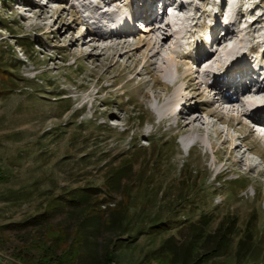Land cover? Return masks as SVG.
Masks as SVG:
<instances>
[{
	"label": "rangeland",
	"instance_id": "374dc122",
	"mask_svg": "<svg viewBox=\"0 0 264 264\" xmlns=\"http://www.w3.org/2000/svg\"><path fill=\"white\" fill-rule=\"evenodd\" d=\"M238 1L236 10L226 15L246 24L241 27L259 17L258 29L264 35V0ZM71 2L77 3L0 0V264H83L82 239L74 231L83 216L72 213L68 202L86 187L95 188L93 197L102 201L100 208L86 214L101 216V210L110 206L125 217L122 237L101 230L99 254L115 249L106 264H171L170 255L159 256L161 247L168 240L180 247L190 238V227L203 216L213 219L210 231L227 218H236L241 229L231 251L217 259L237 264L236 246L250 226L253 258L264 262V149L259 138L241 130L236 119L234 128L226 130L221 117L203 113L206 105L201 116L212 127L201 135L182 130L177 118L160 122L155 109L158 98L168 102L189 83L184 77L195 65L184 64L194 44L170 42L169 48L173 45L178 53L168 55L170 64L164 73L145 49L128 54H121L126 51L122 47L91 51V35L84 28L61 38L49 31L61 8H65L62 21L71 24ZM148 3L138 4L134 26L142 30L133 35L127 50L136 46L135 37L143 39L147 34L142 32L140 15L152 8ZM211 3L195 0L184 10L194 17L191 10ZM231 4L236 6L234 1ZM238 6L242 7L239 16ZM255 7L251 17L248 12ZM199 17L200 31L207 19H214ZM191 25L192 21H183L179 28L193 32ZM82 32L88 36L86 45L65 48ZM249 38L243 34L245 48L257 42ZM192 56L197 58L195 53ZM168 75L180 79L169 90ZM221 116L228 120L225 113ZM217 127L238 138L236 143H244L231 159ZM245 148L250 149L246 160L253 167L247 162L235 165ZM118 173L123 176L117 180ZM42 214L47 216L40 225L29 224ZM120 237L129 243L113 244Z\"/></svg>",
	"mask_w": 264,
	"mask_h": 264
},
{
	"label": "bare ground",
	"instance_id": "6f19581e",
	"mask_svg": "<svg viewBox=\"0 0 264 264\" xmlns=\"http://www.w3.org/2000/svg\"><path fill=\"white\" fill-rule=\"evenodd\" d=\"M148 1L151 0H95L94 2L91 0H76L77 3L75 4L71 2V10L74 12L72 13L73 19L71 20V24L67 25L62 21V14L65 11V8H61L57 18L50 24L49 31L50 33H58L61 38L64 37L65 33L67 32L84 28V32L87 33L88 31L89 36L91 35V39L89 41V44L92 45L91 51L96 49H101L100 51H105L107 49L109 51L122 47L125 48L126 51H124V53L122 52L121 54H128L129 51L140 52L141 50L145 49V51L150 53L149 57L155 61V64L158 66L159 70L164 73L167 70L166 65L169 63L170 56L178 53V50H174L173 45L169 48V43L172 42V44L177 46L181 41H185L186 44H190V39L196 36L200 31L198 29V27L201 26H199V16L206 15L212 17V14L210 10H206L207 6H205L206 8L203 7L200 10L197 8L191 10L196 15L195 16L193 14L194 17H192L189 11L184 10L185 6L183 4L178 6V0H173V2L169 3L168 5H172L175 8L177 6V9L179 8V12L183 13L184 15L180 16L178 13L177 16H170L166 14L165 17L160 20L158 17V6H155L151 9L149 8L150 10H147L152 14V16L151 18L149 17L147 20V26L142 31L146 32L147 34L143 39H137L135 37L134 39L137 40V43H135L136 46L133 44L135 47L132 50H127V48L133 43V41L131 42L133 35H136L138 30L140 32V29L138 28H129L128 22L131 19L133 24L134 22H137L138 15L136 14V11L140 8L138 4L141 3L143 5ZM189 1L191 5L195 0ZM199 1L203 3L206 2V0ZM208 1H211L212 5L215 2V0ZM228 1L229 0H223V6L219 8L220 14L223 17L226 16L224 23L227 22L228 24L227 32L224 35H221L219 32L215 39L212 40L210 47L213 50L211 54H204L199 58H195L192 56V52L197 51L200 47H203L204 42L194 44L192 46L190 52H188V55H186L187 61L184 64L185 67H188L189 64L191 65L192 63L195 65L193 70L188 69L189 71L184 77V81L188 80L189 83L185 86V89L182 88L181 91H176V96H171L168 102L162 98H158L160 103L155 109L157 115L159 116L160 122L169 123L172 119L177 118L178 126L182 127V130L196 131V133L198 132L201 135V132L204 131V128L210 124L207 118L206 120L201 116V112L205 107L204 105H206L207 108L205 111H203V113L206 114L208 118L221 117V120H223L222 123L227 125L226 130H231L234 128L232 120L236 119L238 120V125L241 126V130H248L250 134L254 135V130L250 127V124L253 123V125L257 126L258 130L262 133V138L260 141L264 145V120H256L253 116L256 112V109L260 105H264V97H261L264 95V79L262 82H251L253 77L256 75L254 70H249L245 77L241 78L240 80H234L232 83L220 82V79L218 78L219 73L221 74L220 76L229 75L230 67L232 65L237 64L242 59H248L250 53L255 52L260 47L261 42L264 43V35H261L258 29L259 17L258 19L249 23L243 29L239 31H237V29L235 30V27H241L240 25L242 22L237 19H232L229 15H226L228 10H233L236 7L229 6L227 9ZM241 1L243 2V0ZM23 2L26 3V1ZM56 2L61 5L66 2L70 4V0H56ZM154 2L157 3V0H154ZM169 6L165 7V11L168 10ZM80 7H82V9H80ZM240 7L238 6L237 16L241 14L240 9L242 7ZM83 9L86 10V12L88 11L87 14H83ZM256 10L257 8L255 7L253 11L247 12L250 16H253ZM197 11L200 12V15L197 14ZM144 12L146 13V11ZM132 13L133 17L129 19L130 14ZM249 15H243V18L248 17ZM118 20L121 21L125 28L120 27L113 30V26L116 25V21ZM183 21L187 23L192 21L193 25L191 26L192 30L194 29V31L192 32L191 30H188L189 32L186 33V31L181 30L179 28V24ZM221 29L222 24L221 26H218V30ZM84 32H82L77 38H73V40L65 48H74L77 45H86L85 42L88 36H85ZM245 33L246 36L248 35L250 37L249 41H257L253 47L250 46L245 48L243 44L244 40L242 39L243 34ZM103 42H106L107 45L101 48L100 43ZM246 42H248V40H246L245 43ZM240 50L241 53L239 52ZM169 54L171 55L168 56ZM224 58H226V60ZM256 61L258 64L262 65L260 71H263L264 54H261V56L258 57ZM216 62H218L217 66ZM228 62L232 63H230V65L226 68ZM235 70L236 67L233 68L232 72ZM177 71L179 72V68H177ZM171 78V75H168V81L166 85L168 90L171 85L175 86L180 82L179 77L175 80H171ZM248 82L251 83L248 84ZM193 83L195 84V87H193ZM239 86H243V89H238ZM192 93H194V95H188ZM180 96L182 97L178 100ZM161 101L164 102L161 104ZM182 101L186 102L185 104L190 108L188 110L183 108V110L176 112L175 104L179 102L178 106H181ZM256 101H258V103H256ZM178 106L176 105V108ZM224 113L228 120H226L224 116H221L222 114L224 115ZM183 122L184 124H182ZM212 125L214 127L217 126L215 122L214 124L212 123ZM226 130L219 129L218 127L216 128L219 139L222 142L221 144L227 147V154L231 159V157L234 156L240 148L239 146L241 144L243 145L244 143H236L238 138L230 137V134H228ZM247 153H251L250 149L245 148L244 151L241 152L240 158L238 161H236L235 165L245 164L247 162ZM247 164L248 166L251 165L250 167H253V164L250 162H247Z\"/></svg>",
	"mask_w": 264,
	"mask_h": 264
},
{
	"label": "trees",
	"instance_id": "16d2710c",
	"mask_svg": "<svg viewBox=\"0 0 264 264\" xmlns=\"http://www.w3.org/2000/svg\"><path fill=\"white\" fill-rule=\"evenodd\" d=\"M121 174V175H120ZM122 173H118L116 179L121 178ZM1 179V178H0ZM117 180H115L117 182ZM95 188H83L81 193L74 194L69 198L68 206L72 213L82 214V219L74 226V231L80 235L82 239L81 253L84 255L83 264H106L110 257L114 255L115 249H106L103 254H99V239L101 237L102 228L106 232H118L121 236L126 232L127 226L125 225L124 214L115 211V209L108 206L106 210H101L102 215L96 216L91 211L94 207L97 209L101 202H96V197H93V190ZM105 202V200L103 201ZM98 206V207H97ZM100 208V207H99ZM60 210V209H59ZM47 215L42 214L38 218L30 220L29 224L38 226ZM104 219V221H103ZM213 221L212 217L203 216L196 224L190 228L191 236L182 242L180 247H176L171 240L165 242L159 251V256L167 254L171 256V264H224L221 260L217 259L231 251L234 246L236 237L241 235V229L237 224L236 218H227L221 220L219 224L211 231L208 229L210 223ZM8 227V226H7ZM244 237L239 239L236 249L237 264H264L256 263L253 258L252 248L255 244L252 240L250 226L243 230ZM121 236V237H122ZM121 237L113 244L120 242ZM121 241H126L121 240ZM127 242V241H126ZM129 243V242H127ZM167 244V245H166ZM166 245V248H165ZM115 248V247H114ZM165 249V251L163 250ZM162 254V255H161ZM41 263V260H40Z\"/></svg>",
	"mask_w": 264,
	"mask_h": 264
}]
</instances>
